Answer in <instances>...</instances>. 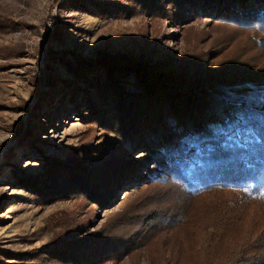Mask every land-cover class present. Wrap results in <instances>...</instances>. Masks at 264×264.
<instances>
[{
    "label": "rangeland",
    "instance_id": "obj_1",
    "mask_svg": "<svg viewBox=\"0 0 264 264\" xmlns=\"http://www.w3.org/2000/svg\"><path fill=\"white\" fill-rule=\"evenodd\" d=\"M181 1L0 0V264H185L202 256L199 217L231 194L211 190L187 203L175 181L132 176L106 202L86 192L91 170L123 160L142 171L147 159L124 149L115 124L98 120L109 104L100 74L84 77L78 61L82 68L103 60L196 65L201 75L222 72L264 87V22L197 16ZM120 85L139 90L129 75ZM65 163L80 171L56 176ZM256 193L248 217L261 226L264 186ZM163 217L168 228L159 225ZM86 239L104 240L102 251L71 260Z\"/></svg>",
    "mask_w": 264,
    "mask_h": 264
},
{
    "label": "trees",
    "instance_id": "obj_2",
    "mask_svg": "<svg viewBox=\"0 0 264 264\" xmlns=\"http://www.w3.org/2000/svg\"><path fill=\"white\" fill-rule=\"evenodd\" d=\"M181 4L187 9L196 6L191 10L194 15L215 20L264 22V0H183ZM120 62L103 60L84 68V61L77 64L84 77L93 70L100 74L98 87L109 104L96 111L98 120L115 124L124 149H141L152 167L145 161L139 171V164L115 160L105 169L86 173L87 194H94L98 203L106 202L109 190L126 176H132L134 183L175 181L186 191L182 197L187 203L211 190L227 192L232 195L229 201L214 202L199 217L195 242L202 256L184 259L185 264H264V223L256 226L248 217L254 197L260 194L256 191L264 186L259 181L264 177V87L222 72L201 75L196 65ZM122 75L136 79L139 90L126 91L120 85ZM63 168L70 177L80 171L65 163L56 174L62 179L67 171L61 172ZM167 222L163 217L159 225L168 228ZM185 224L194 223L187 217ZM104 242L86 239L74 249L71 260L78 261L76 254L87 257L101 252Z\"/></svg>",
    "mask_w": 264,
    "mask_h": 264
}]
</instances>
